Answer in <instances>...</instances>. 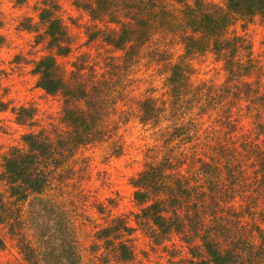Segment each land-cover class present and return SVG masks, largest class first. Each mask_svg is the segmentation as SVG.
<instances>
[{"label":"trees","instance_id":"1","mask_svg":"<svg viewBox=\"0 0 264 264\" xmlns=\"http://www.w3.org/2000/svg\"><path fill=\"white\" fill-rule=\"evenodd\" d=\"M71 1L92 19L116 24L89 38L121 51L124 64L146 49L166 61L167 92L151 90L132 99L136 108L122 109L111 81L87 74L84 64L67 75L57 55L72 50L68 25L59 0H44L39 18L55 52L36 61L34 72L39 87L63 96V125L36 131L38 110L12 106L30 130L21 144L0 145V251L14 245L26 264H84L80 237L89 227L93 252L107 263L135 261L142 231L172 257L180 254L177 263L264 264V52L232 29L239 20L264 23V0ZM168 44L181 50L178 60L165 58ZM207 54L222 64L223 82L193 80L192 60ZM11 103L0 95V111ZM130 114L158 129L165 151L149 148L152 159L131 179L135 223L112 213L114 200L94 204L100 223L87 212L88 192L77 190L91 165L76 156L102 142L122 155L120 127Z\"/></svg>","mask_w":264,"mask_h":264},{"label":"rangeland","instance_id":"2","mask_svg":"<svg viewBox=\"0 0 264 264\" xmlns=\"http://www.w3.org/2000/svg\"><path fill=\"white\" fill-rule=\"evenodd\" d=\"M44 0H0V76L4 89L0 95L6 101H11L10 108L0 111V145L3 150L13 144H21L22 136L30 127L19 124L16 115L11 111L13 105H27L38 110V124L33 127L36 131L52 128V125L62 127L63 96L48 94L38 86V75L34 72L35 62L42 57L54 53L53 47L48 44L45 26L39 18L40 8L44 7ZM211 1V0H210ZM222 3L223 0H212ZM61 7L59 15L68 25L69 35L72 40V50L69 55H57L59 63L67 75L74 70V64L87 66V74H96L101 79L111 81V88L118 90L120 108L131 110V105L136 108L132 100L142 98L154 90V94L163 97L167 92V71L162 63L152 59L148 50L144 51L141 59L124 64L120 58L121 51L108 45L102 38L93 41L89 33L94 30H110L116 24L107 20H94L90 14L72 4L71 0H59ZM232 29L246 34L252 42L257 54L264 52V23L255 18L252 21H237ZM165 58L178 60L181 50L173 44L165 46ZM116 67H114V65ZM195 67L193 80L202 82L211 80L221 83L225 79L222 64L217 62L211 54L196 56L192 60ZM113 81V82H112ZM128 94L127 97L125 95ZM130 120L121 124L120 133L125 145L122 155H113L107 142L90 144L79 150L76 157H87L91 165L90 175L78 181L77 190L84 188L88 192L87 212L101 219L94 204L98 201L109 204L114 215L127 214L134 224V214L139 207L134 199L135 188L131 179L145 167V163L152 158L149 148L160 146L158 140L160 132L151 125H143L130 114ZM118 120V114L115 115ZM249 121L247 126H249ZM162 154V153H161ZM156 155V154H155ZM160 158V157H159ZM108 207V208H110ZM85 227L80 240L83 250L84 264H116L115 261L107 263L95 256L92 244L93 237L88 236ZM137 258L130 264H186L178 262L180 254L171 256L170 250L162 246L151 244L142 231L135 237ZM174 249L173 246H169ZM173 260V261H171ZM20 262V263H19ZM0 264H26L22 254L13 245L8 250L0 251Z\"/></svg>","mask_w":264,"mask_h":264}]
</instances>
